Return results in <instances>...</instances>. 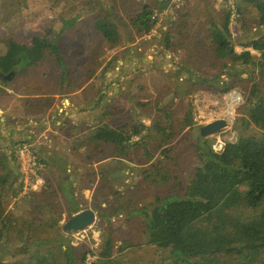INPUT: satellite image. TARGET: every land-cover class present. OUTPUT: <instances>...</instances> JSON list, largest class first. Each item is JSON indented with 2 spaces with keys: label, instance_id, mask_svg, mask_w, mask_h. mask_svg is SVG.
<instances>
[{
  "label": "rangeland",
  "instance_id": "rangeland-1",
  "mask_svg": "<svg viewBox=\"0 0 264 264\" xmlns=\"http://www.w3.org/2000/svg\"><path fill=\"white\" fill-rule=\"evenodd\" d=\"M92 1L94 5L100 1L98 6L114 7L112 15L103 10H90L88 4ZM92 1L0 0V51H3L1 44L8 39L30 45L34 37H39L54 44L60 53L58 58L47 52L36 67L15 73L16 79H0V155L15 153L19 166L16 180L10 167L13 161L0 156V177L8 176L7 180L2 178L0 190L3 188L4 195H9L11 189L19 191L16 196H7V211L13 214V222L25 224L23 228L26 229L23 238L11 232V248L4 251V257L9 260L13 254L28 264H61L70 246L76 261L85 254V264H92L98 260L106 239L111 237L115 259L133 264H164L169 251L148 245L141 216L136 212L144 207L151 209L157 196L163 200L169 194L186 190L184 183L189 182L199 164L192 144L207 139L218 153L240 136L260 134L259 130L245 124L246 91L253 82L247 72L230 80L229 83L234 82V89L229 93L241 96L240 103L235 106L226 99L229 93H219L214 85L228 81L229 74L234 73L224 66V62L203 57L205 47L211 46L212 24L221 27L227 14L225 9H217L216 0ZM145 4L153 14L158 13L159 18L150 32L139 33L134 21ZM98 13H103L116 25L117 44L107 43L95 29ZM239 13L240 32L231 39L236 51L241 53L251 49L244 46V40L264 37V26L259 25V13L254 6L239 9ZM229 29L236 28L229 25ZM134 42L135 47H130L129 44ZM113 50L129 53L123 60L116 55L106 62L104 53ZM252 54L255 59L259 57L256 51ZM117 79L118 83L115 82ZM59 84L62 86L59 89L61 97L58 106L52 107L51 111L45 112L44 101L31 100L30 96ZM67 84L89 85L96 89L97 100H90L87 86L85 103L73 102L77 98L69 95L72 92L62 91L63 85ZM117 86L125 89L118 95L114 91ZM15 90L19 92H13ZM24 95L29 98L20 97ZM111 98L115 100L111 102ZM48 103L49 99H46L45 104ZM81 103L84 106L79 108ZM95 106V113L99 115L97 121L93 118ZM105 109H110L113 114L107 119L110 128L135 122L144 123L149 130L145 131L147 156H143V145L131 153L132 161L115 156L112 149L107 150V154L113 155L112 162L117 163L114 165L124 170L113 181L104 175L105 168L111 163L109 160L99 161L103 157L98 156L88 161L85 156L78 155L73 148L74 141L69 138L77 127L72 121L78 122L81 133L97 129L105 121ZM189 111L194 125L182 129ZM219 119L227 121V128L206 139L197 135V128ZM28 123L31 126H25ZM158 123L166 128L165 134L158 130ZM169 133L171 138L165 141ZM27 135L33 136L31 144ZM140 138H134V141L138 142ZM19 139L26 140L23 152H19ZM16 142L18 144L13 145ZM161 143L163 145L159 146ZM221 146L223 149L219 150ZM37 152L51 159L45 170ZM142 159H150L152 164L148 163L146 168L132 164ZM162 174L168 178L162 180ZM43 177L50 180L54 189H59L54 190L55 195L51 196L45 190H52V187H48L50 184ZM67 198L75 199L81 211L92 209L95 212L96 221L87 230H64L66 222L76 215L73 201L67 203ZM50 202L55 208L47 206ZM52 212L59 216L53 218ZM262 212L264 203L256 210L240 207L233 214L245 219ZM30 220L33 228L28 230L25 221ZM25 243L29 252L23 254L20 251ZM127 243L132 247L118 252L120 247L128 246Z\"/></svg>",
  "mask_w": 264,
  "mask_h": 264
},
{
  "label": "trees",
  "instance_id": "trees-1",
  "mask_svg": "<svg viewBox=\"0 0 264 264\" xmlns=\"http://www.w3.org/2000/svg\"><path fill=\"white\" fill-rule=\"evenodd\" d=\"M98 3L94 5L92 1L88 4L89 9L92 11L103 10V12L110 13V16L112 15L114 7H102V4L99 7ZM243 3L255 7L259 13V25L264 26V0H244ZM142 8L134 24L139 33H148L154 28L157 20L152 19L153 12L148 4ZM242 8L243 6L239 9ZM229 19V15L226 14L221 27L212 24L211 46L205 47L203 57L208 56L213 61L224 62V66L228 67L229 71H234L229 74L228 81L214 84L221 94L229 93L234 89V82L229 83L233 77L246 72L250 74L251 79H249L253 84L249 91H246L247 119L245 124L246 127L252 126L259 130L260 134L240 136L236 142L226 144L224 149L218 153L214 152L207 139L192 144L199 164L189 182L187 180L184 183L186 190L176 195L169 194V197L163 200L157 196L155 205L151 209L144 207L137 210L136 215L141 216L142 231L147 238L148 245L169 251V256L164 259L166 262L164 264H264V212L245 219L233 214V211L240 207L256 210L264 203V37L242 42L245 47L259 53V57L256 59L250 51L237 53L231 39ZM94 27L107 43L115 45L119 42L116 25L103 16V13L96 15ZM1 46L3 51H0V74L11 72L19 74L22 72L20 70L26 69L27 71L29 68L36 67L45 59L47 52L54 53L60 58L59 50L45 38L34 37L30 45L8 39ZM112 115L109 109L103 114V119L112 118ZM131 122L134 121L131 119ZM184 125L181 127L182 129L194 125L190 111L185 115ZM146 126L144 123L134 122L119 125L114 129L110 128L108 123L102 122L97 129L89 132L86 136H81L78 127H76L71 132L72 136L75 135L73 148L76 152L80 151L81 156H85L88 161H93L100 154L102 157L106 156L105 147L113 145L117 147L115 156L130 159L133 151L140 145L147 144L148 136L143 134L145 131H149ZM162 126L161 123L157 124L158 130L165 134L166 128L164 129ZM138 137H141L140 141L135 142L134 138ZM170 138L171 134L169 133L165 136V141L166 139L169 141ZM19 140L21 143L19 145H24L26 142V140ZM16 144L18 143L13 145ZM161 145L163 143L159 146ZM0 156H5L13 161L10 167L14 173L12 174L18 180L19 166L16 165V154L4 153ZM37 156L45 170L51 159L44 157L41 152H37ZM1 165L5 167L4 163ZM160 177L162 180L168 178L164 174ZM2 178L7 180L8 176L5 174L4 177H0V182H4ZM43 178L46 183L50 184L48 187H52L50 180ZM22 182L23 180L20 183L21 188ZM55 189L53 186L52 190L48 188L45 190H48L49 194L53 196ZM18 193L19 191L11 189L9 195L16 196ZM9 195H4L3 188H1L0 264H28L13 254L10 255L9 260L4 257V251L11 248V232L14 231L19 238H23V233L26 231L23 228L25 224L20 225L19 222L11 220L13 214H9L7 211V196ZM70 201H73L74 213H79L80 205L75 199H66L67 203ZM34 206L38 208L37 205L34 204ZM47 206L53 207L54 204L50 202ZM52 213L55 219L59 216H55V212ZM31 222L32 220L25 221L28 224V230L33 228V222ZM26 246L27 243L22 246V250L20 249L23 254L29 252L25 248ZM131 247V244L120 247L118 252ZM64 257L65 261L61 264H85L86 262L85 254L76 261L74 249L70 246L65 251ZM92 264L133 263L114 258L113 239L108 237L98 260Z\"/></svg>",
  "mask_w": 264,
  "mask_h": 264
},
{
  "label": "crops",
  "instance_id": "crops-1",
  "mask_svg": "<svg viewBox=\"0 0 264 264\" xmlns=\"http://www.w3.org/2000/svg\"><path fill=\"white\" fill-rule=\"evenodd\" d=\"M244 0L240 3V5L239 6H243V9L245 8V7H247V6H249L248 4L247 5H244ZM135 42L133 43V44H129V46L130 47H132V48H134L135 47ZM126 49L125 50H129V47H125ZM128 51H118V50H113L112 52H107V53H104V55L106 56L107 55V57H104V58H106V62H108V61H112V59L116 56V55H118L119 57V59H124V57H126V56H128ZM133 61H136V59L135 58H133ZM123 65H124V62H123ZM16 77V76H15ZM14 79H16V78H14ZM118 79H117V81L115 80V82H117L118 83ZM60 84H61V82H60ZM60 84L57 86V87H52V88H46L45 89V92H43V93H40V92H38V94H36V95H32V96H30V98H31V100H39V101H44L43 102V106H44V110H45V112H47V111H49L52 107H54V106H58V102H59V98L61 97V92L59 91V89H61L62 88V86H60ZM83 85H80V84H77L76 86L75 85H69V84H67V85H63V93L65 92H72L71 94H69L70 96H72L74 99H76L75 101H73V102H83V103H85V100H84V98H85V96H84V94L86 93V91H85V89L87 88V86L89 87V91H88V95H89V97H90V100L91 99H94V101H96L97 100V98H96V93H97V91H96V89H91V87L89 86V85H86V86H83ZM76 89V90H75ZM75 90V91H74ZM125 89L124 88H119L118 86H117V88H115V93L118 95V94H120V92H123ZM13 92H16V93H18L19 91H17V90H15V91H13ZM106 93H107V91H106ZM20 97H24V98H29L27 95H24V96H20ZM76 97V98H75ZM46 99H49V103H48V105H46L45 104V100ZM112 100H111V102H113L115 99H113V98H111ZM66 102L69 104V100L67 101L66 100ZM71 102V101H70ZM83 103H81V105H79L78 107L79 108H81V107H83L84 106V104ZM83 104V105H82ZM51 111V110H50ZM106 109L104 110V114L106 113ZM96 106H95V110H94V114H93V118L95 117V121H97V117L99 116V115H96ZM80 116H83L82 114H80ZM89 119H90V117H89ZM2 122L3 121H5L4 119H2L1 120ZM31 123V122H30ZM30 123H28V124H25V126H27V125H29V126H31V124ZM73 125H77V127H78V122L76 123V122H74V121H72L71 122ZM90 123V122H89ZM104 123H107V120H105L104 121ZM94 124H96V123H94ZM93 124V125H94ZM89 126H91V125H89ZM79 128V127H78ZM81 128H79V130H80ZM93 130H95V128H93V129H87V130H83V133H81V132H79L80 133V135L81 136H83V135H85L86 136V134H88L89 132H92ZM72 134V133H71ZM69 135V138L71 139V141H73L74 139H75V135L74 136H72V135ZM143 134H145V132L143 133ZM142 134V135H143ZM80 136V137H81ZM27 139L28 140H30L31 141V143L33 142V136H31V135H27ZM143 147L145 148L144 149V154H143V156H146V152H147V150H148V148H146V146L145 145H143ZM117 147H115V146H110V147H105V155L106 156H104L103 158H100L99 159V161H103V162H105V161H110L111 163H109L108 165H107V167L105 168V171L104 172H107V173H109L110 174V179L112 178V177H115V175H117V173H118V171H119V165H114V164H117V163H113L112 161H113V155H109V153L107 154V150H110V149H112V151H114V153H116L117 152V149H116ZM147 149V150H146ZM78 155L79 156H81V154H80V151H78ZM101 155V154H100ZM99 155V156H100ZM107 155H109V156H107ZM102 157V156H101ZM117 159H119V158H117ZM122 161H124L123 159H121ZM125 160H128V161H132V159H128L127 157H126V159ZM143 161H137V162H132V164H134V165H136V166H138V167H142V168H146L145 166H147L148 165V163L151 165L152 164V161H149L150 159H142ZM149 165V166H150ZM121 170V169H120ZM144 171H145V169H144ZM122 172H124V170H122ZM148 173V172H147ZM155 174L154 175H156L157 174V169L155 170V172H154ZM149 174V173H148ZM153 175V176H154ZM108 180H110L109 178H107ZM152 180H154V178L152 179ZM110 181H112V180H110ZM85 189V188H84ZM86 190H88V189H86Z\"/></svg>",
  "mask_w": 264,
  "mask_h": 264
},
{
  "label": "water",
  "instance_id": "water-1",
  "mask_svg": "<svg viewBox=\"0 0 264 264\" xmlns=\"http://www.w3.org/2000/svg\"><path fill=\"white\" fill-rule=\"evenodd\" d=\"M13 73H10V75ZM226 120L219 119L208 123L207 125L197 128V135L199 137H207L212 134L219 133L221 130L227 128ZM96 221L95 212L92 209H86L66 222L64 230L68 232H81L87 230Z\"/></svg>",
  "mask_w": 264,
  "mask_h": 264
},
{
  "label": "built area",
  "instance_id": "built-area-1",
  "mask_svg": "<svg viewBox=\"0 0 264 264\" xmlns=\"http://www.w3.org/2000/svg\"><path fill=\"white\" fill-rule=\"evenodd\" d=\"M138 1H141V0H138ZM177 1H180V0H177ZM243 1V0H216V5H217V9H225L227 11V14L229 15V25L230 26H234L236 29H234L233 31L230 30L231 32V36L233 38L237 37V35L239 34V20H240V13H239V4L240 2ZM159 18V14L158 13H155L152 15V19L153 20H157ZM232 28V27H231ZM236 50V49H235ZM247 51H250L252 53V49L250 50H247ZM237 52V51H236ZM244 52V51H243ZM239 53V52H237ZM242 53V52H241ZM228 99V101L230 102V104L233 106H235V104H238L240 103L241 101V96L240 94L238 93H229L228 94V97L226 98ZM218 102H216L217 104ZM232 116V115H230ZM25 145H20L19 147V152H23L25 151ZM222 146L219 150H222Z\"/></svg>",
  "mask_w": 264,
  "mask_h": 264
},
{
  "label": "flooded vegetation",
  "instance_id": "flooded-vegetation-1",
  "mask_svg": "<svg viewBox=\"0 0 264 264\" xmlns=\"http://www.w3.org/2000/svg\"><path fill=\"white\" fill-rule=\"evenodd\" d=\"M11 73H13V74H11V75H10V73L9 74H0V79L1 80H8V81L12 80L15 77V72H11ZM61 121H62V119H61ZM27 141H28L29 144H31L30 140H27ZM121 171L122 170L119 169L117 175H115V177H112L111 179H110V174L109 173L104 172V175H105V177H107V178H109L110 180L113 181V180H116L118 176L122 175Z\"/></svg>",
  "mask_w": 264,
  "mask_h": 264
},
{
  "label": "bare ground",
  "instance_id": "bare-ground-1",
  "mask_svg": "<svg viewBox=\"0 0 264 264\" xmlns=\"http://www.w3.org/2000/svg\"><path fill=\"white\" fill-rule=\"evenodd\" d=\"M232 113H233V112H232ZM212 135H215V134H212ZM212 135H209V136H207V137H204V138L206 139V138H208V137H210V136H212Z\"/></svg>",
  "mask_w": 264,
  "mask_h": 264
}]
</instances>
